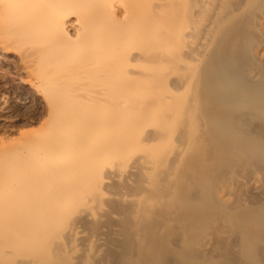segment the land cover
Segmentation results:
<instances>
[{
    "label": "bare ground",
    "instance_id": "bare-ground-1",
    "mask_svg": "<svg viewBox=\"0 0 264 264\" xmlns=\"http://www.w3.org/2000/svg\"><path fill=\"white\" fill-rule=\"evenodd\" d=\"M224 2L0 0L48 107L40 131L0 160V264H163L152 224L194 140L193 100L171 87L196 75L179 71L181 50L163 52L202 13L214 29Z\"/></svg>",
    "mask_w": 264,
    "mask_h": 264
},
{
    "label": "rangeland",
    "instance_id": "rangeland-1",
    "mask_svg": "<svg viewBox=\"0 0 264 264\" xmlns=\"http://www.w3.org/2000/svg\"><path fill=\"white\" fill-rule=\"evenodd\" d=\"M223 10L209 33L204 26L214 18L211 12L182 25L183 40L163 52L181 50L180 68L196 69L190 88L171 87L193 100L194 140L179 168L174 200L156 209L162 216L152 224L164 238L163 264L171 257L178 264H264V0H225ZM5 17L0 7L2 163L25 135L40 131L48 112L33 87L35 66L26 65L9 32L6 37ZM160 65L166 73L171 69L168 59ZM170 213L176 220L163 226Z\"/></svg>",
    "mask_w": 264,
    "mask_h": 264
}]
</instances>
